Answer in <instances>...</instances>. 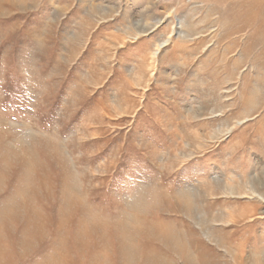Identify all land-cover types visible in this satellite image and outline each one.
<instances>
[{
  "label": "rangeland",
  "instance_id": "1",
  "mask_svg": "<svg viewBox=\"0 0 264 264\" xmlns=\"http://www.w3.org/2000/svg\"><path fill=\"white\" fill-rule=\"evenodd\" d=\"M0 264H264V0H0Z\"/></svg>",
  "mask_w": 264,
  "mask_h": 264
}]
</instances>
